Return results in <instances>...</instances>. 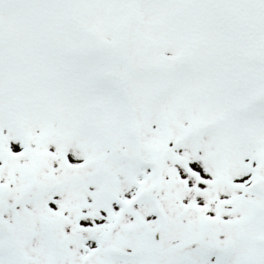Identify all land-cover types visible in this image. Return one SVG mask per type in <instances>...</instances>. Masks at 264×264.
I'll return each instance as SVG.
<instances>
[{
	"label": "snow or ice",
	"instance_id": "obj_1",
	"mask_svg": "<svg viewBox=\"0 0 264 264\" xmlns=\"http://www.w3.org/2000/svg\"><path fill=\"white\" fill-rule=\"evenodd\" d=\"M0 264H264V0H0Z\"/></svg>",
	"mask_w": 264,
	"mask_h": 264
}]
</instances>
